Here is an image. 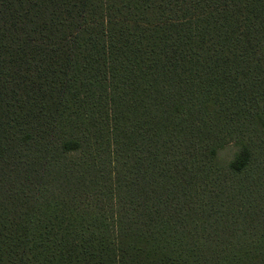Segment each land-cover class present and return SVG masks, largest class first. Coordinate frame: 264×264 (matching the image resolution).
Returning <instances> with one entry per match:
<instances>
[{
	"label": "trees",
	"instance_id": "trees-1",
	"mask_svg": "<svg viewBox=\"0 0 264 264\" xmlns=\"http://www.w3.org/2000/svg\"><path fill=\"white\" fill-rule=\"evenodd\" d=\"M0 264H264V0H0Z\"/></svg>",
	"mask_w": 264,
	"mask_h": 264
},
{
	"label": "rangeland",
	"instance_id": "rangeland-1",
	"mask_svg": "<svg viewBox=\"0 0 264 264\" xmlns=\"http://www.w3.org/2000/svg\"><path fill=\"white\" fill-rule=\"evenodd\" d=\"M236 147L233 144H230L223 149H221L218 153V160L221 163H227L232 158L233 153L236 151Z\"/></svg>",
	"mask_w": 264,
	"mask_h": 264
}]
</instances>
